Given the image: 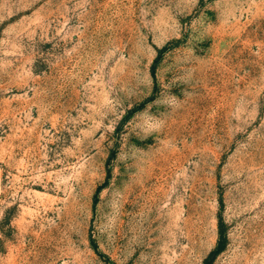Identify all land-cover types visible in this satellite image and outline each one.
Here are the masks:
<instances>
[{"label": "rangeland", "instance_id": "obj_1", "mask_svg": "<svg viewBox=\"0 0 264 264\" xmlns=\"http://www.w3.org/2000/svg\"><path fill=\"white\" fill-rule=\"evenodd\" d=\"M0 264H264V0H0Z\"/></svg>", "mask_w": 264, "mask_h": 264}]
</instances>
